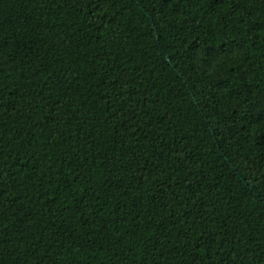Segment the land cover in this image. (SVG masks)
Returning <instances> with one entry per match:
<instances>
[{
  "label": "trees",
  "instance_id": "trees-1",
  "mask_svg": "<svg viewBox=\"0 0 264 264\" xmlns=\"http://www.w3.org/2000/svg\"><path fill=\"white\" fill-rule=\"evenodd\" d=\"M0 264H264V0H0Z\"/></svg>",
  "mask_w": 264,
  "mask_h": 264
},
{
  "label": "water",
  "instance_id": "water-1",
  "mask_svg": "<svg viewBox=\"0 0 264 264\" xmlns=\"http://www.w3.org/2000/svg\"><path fill=\"white\" fill-rule=\"evenodd\" d=\"M168 59L170 60V57H168Z\"/></svg>",
  "mask_w": 264,
  "mask_h": 264
}]
</instances>
